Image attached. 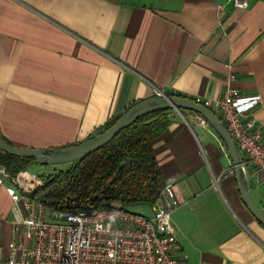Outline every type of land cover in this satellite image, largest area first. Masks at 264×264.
<instances>
[{"label": "crops", "instance_id": "crops-1", "mask_svg": "<svg viewBox=\"0 0 264 264\" xmlns=\"http://www.w3.org/2000/svg\"><path fill=\"white\" fill-rule=\"evenodd\" d=\"M228 75L241 94L262 95L264 128V0L244 9L226 0H0V132L15 146L77 144L160 91L217 98ZM171 118L154 148L173 183L171 219L188 264H264V226L227 175L224 142L197 113L173 109ZM36 166L20 174L49 169ZM12 208L0 186V263Z\"/></svg>", "mask_w": 264, "mask_h": 264}, {"label": "built area", "instance_id": "built-area-1", "mask_svg": "<svg viewBox=\"0 0 264 264\" xmlns=\"http://www.w3.org/2000/svg\"><path fill=\"white\" fill-rule=\"evenodd\" d=\"M250 1L226 0L237 9L248 8ZM223 7L218 4L219 9ZM232 80L228 75L222 96L197 97L195 101L221 117L236 141L246 173L253 171L257 182L264 185V128L255 116L262 95L241 94L229 84ZM234 174L231 165L227 175ZM37 182L21 174L12 175L0 165V186L13 201V238L8 243L7 258L0 264H188L172 224L175 207L170 203L171 181H166L151 215L120 205L77 212L50 211L30 196Z\"/></svg>", "mask_w": 264, "mask_h": 264}, {"label": "trees", "instance_id": "trees-1", "mask_svg": "<svg viewBox=\"0 0 264 264\" xmlns=\"http://www.w3.org/2000/svg\"><path fill=\"white\" fill-rule=\"evenodd\" d=\"M172 110H159L140 117L103 147L72 162L68 169L44 175L43 183L35 187L30 196L43 202L50 211L77 212L113 205L131 211L141 204L152 207L161 199L166 184L154 144L171 126ZM119 117L110 120L101 132ZM32 163L34 159L0 149V165L12 175L27 170Z\"/></svg>", "mask_w": 264, "mask_h": 264}, {"label": "water", "instance_id": "water-1", "mask_svg": "<svg viewBox=\"0 0 264 264\" xmlns=\"http://www.w3.org/2000/svg\"><path fill=\"white\" fill-rule=\"evenodd\" d=\"M175 109L177 111H194L202 116L214 129L228 149L232 165L235 170V179L241 199L254 218L264 225V208L259 206L251 192V187L243 165L242 155L236 141L231 136L224 121L213 110L193 99L179 95L162 94L149 97L129 107L117 121L98 135L90 137L77 144L60 148L19 147L8 143L0 132V149L22 158L34 159V163L41 165L68 164L75 162L110 142L119 132L137 119L159 110Z\"/></svg>", "mask_w": 264, "mask_h": 264}, {"label": "rangeland", "instance_id": "rangeland-1", "mask_svg": "<svg viewBox=\"0 0 264 264\" xmlns=\"http://www.w3.org/2000/svg\"><path fill=\"white\" fill-rule=\"evenodd\" d=\"M177 111V110H176ZM179 114H181L182 117H185V115H190V111L187 110H182L177 111ZM209 125V124H208ZM194 129L196 131V133L199 134V127H197L194 123H193ZM210 126V125H209ZM211 127V126H210ZM213 129V128H212ZM218 135V134H217ZM225 145V144H224ZM39 166L36 167H40V171L41 172V164H38ZM71 166V163L69 164H56V165H51L49 166V169L47 171H45V173H43L42 175H39L37 177H35L36 180H38V182L35 184V186L32 188V190L41 185L43 183V176L48 175L50 173L55 174L58 172L59 169H68ZM42 167H45V165H42ZM34 168H32L31 170H33ZM45 169V168H44ZM42 173V172H41ZM20 174V173H19ZM249 175V174H248ZM249 177V184L253 186V195H254V199L256 201V203L261 206L262 208H264V201H261L259 197H257V191H256V184H254V180L253 177L251 175L248 176ZM251 187V186H250ZM31 190V191H32ZM258 190H260L263 193V197H264V186H258ZM134 212L137 213H142V214H146V215H151L152 214V207H150L149 205H136L134 207L131 208Z\"/></svg>", "mask_w": 264, "mask_h": 264}]
</instances>
